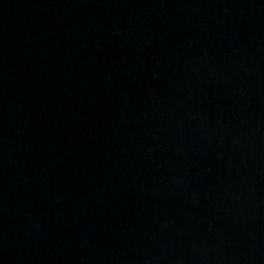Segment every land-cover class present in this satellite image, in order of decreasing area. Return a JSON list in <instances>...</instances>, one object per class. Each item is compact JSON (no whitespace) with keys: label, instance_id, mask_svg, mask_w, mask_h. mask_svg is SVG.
<instances>
[{"label":"water","instance_id":"1","mask_svg":"<svg viewBox=\"0 0 264 264\" xmlns=\"http://www.w3.org/2000/svg\"><path fill=\"white\" fill-rule=\"evenodd\" d=\"M0 264H264V0H0Z\"/></svg>","mask_w":264,"mask_h":264}]
</instances>
